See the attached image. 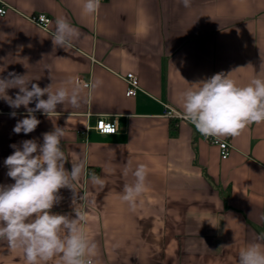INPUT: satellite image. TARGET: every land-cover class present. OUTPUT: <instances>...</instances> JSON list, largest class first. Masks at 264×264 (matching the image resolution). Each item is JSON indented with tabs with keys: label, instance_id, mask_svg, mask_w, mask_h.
I'll list each match as a JSON object with an SVG mask.
<instances>
[{
	"label": "crops",
	"instance_id": "obj_1",
	"mask_svg": "<svg viewBox=\"0 0 264 264\" xmlns=\"http://www.w3.org/2000/svg\"><path fill=\"white\" fill-rule=\"evenodd\" d=\"M83 3L0 0L7 10L0 14V77L26 75L52 91L68 80L82 87L78 108L66 102L50 117L36 112L40 124L27 135L13 132L26 109L13 118L0 100V185L14 183L4 166L10 145L42 143V134L58 126L65 168L85 161L86 171L75 202L63 188L51 212L84 213L81 226L98 245L96 264H238L250 244L264 248V123L224 138L232 150L223 159L190 122L165 116L166 105L181 112L182 93L215 74L241 86L264 79V0H190L187 8L180 0H101L94 15L83 12ZM39 14L50 17L47 28L32 21ZM60 17L81 34L66 51L50 37ZM129 72L140 80L135 96L126 94ZM95 80L102 84L84 87ZM100 118L115 121L118 132H98ZM140 164L147 188L132 211L121 197ZM0 264L26 261L0 240Z\"/></svg>",
	"mask_w": 264,
	"mask_h": 264
},
{
	"label": "clouds",
	"instance_id": "obj_2",
	"mask_svg": "<svg viewBox=\"0 0 264 264\" xmlns=\"http://www.w3.org/2000/svg\"><path fill=\"white\" fill-rule=\"evenodd\" d=\"M180 2L185 8L190 6V0ZM100 3L84 0L82 10L94 15ZM80 36L78 29L60 17L50 37L54 47L66 51ZM25 77L16 73L0 77V100L13 109L11 117L15 118V110L22 106L27 111L17 120L14 133H32L40 124L36 112L50 117L58 105L66 102L73 108L80 106L82 87L72 80L52 91V84L41 88ZM101 84L95 80L84 87L95 89ZM197 84L198 88L182 93L178 115L204 137H237L248 126L264 123V79L255 78L241 86L229 75L218 73ZM12 88L19 90L14 97L8 95ZM33 103L35 107H29ZM64 135V128L56 126L42 134V143L28 139L12 144L14 151L4 160L7 176L14 183L0 185V240L6 241L10 250H21L26 264H47L55 257H60L62 264H96L98 245L81 226L84 213L74 208L76 218H72L51 212L61 201L59 192L63 188L73 191L75 202L76 183L86 171L85 161L71 163L70 171L65 168L69 160L62 146ZM131 174L134 183L124 185L121 199L134 211L138 198L146 191L148 170L140 164ZM89 176L93 184L103 187L99 176ZM259 239L264 240V234ZM238 264H264V248L259 243L250 244L239 253Z\"/></svg>",
	"mask_w": 264,
	"mask_h": 264
},
{
	"label": "built area",
	"instance_id": "obj_3",
	"mask_svg": "<svg viewBox=\"0 0 264 264\" xmlns=\"http://www.w3.org/2000/svg\"><path fill=\"white\" fill-rule=\"evenodd\" d=\"M7 12L6 6L2 5L0 7V14L3 15ZM32 21L35 22L36 24L47 28L51 19L49 16L46 14H39L31 17ZM124 80L127 83V90L126 94L128 96H135L137 92L141 89L140 86V80L139 77L134 74L133 72H129L124 76ZM167 106V109L165 111V116L176 119V120H184L181 116L178 115V111L175 110L174 108ZM193 125V124H192ZM194 126V125H193ZM195 127V126H194ZM98 132L103 133V134H114L118 132V125L115 121H108L106 119L100 118L95 127H94ZM208 142H210L213 145H216L220 148V153L221 157L223 159H226L230 156L232 146L231 144L224 138L220 139H215V138H210V137H205Z\"/></svg>",
	"mask_w": 264,
	"mask_h": 264
}]
</instances>
